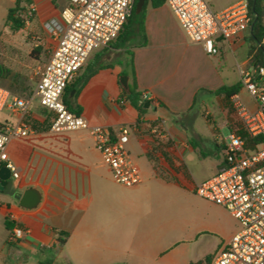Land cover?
Masks as SVG:
<instances>
[{
	"label": "crops",
	"instance_id": "0c3cea01",
	"mask_svg": "<svg viewBox=\"0 0 264 264\" xmlns=\"http://www.w3.org/2000/svg\"><path fill=\"white\" fill-rule=\"evenodd\" d=\"M6 1L10 5L0 25V63L5 67L0 86L15 97L31 96L38 69L55 47L45 24L60 20L68 1L32 0L29 8L34 15L19 31L5 24L16 0ZM1 5L5 0H0ZM145 31L147 44L133 51L138 90L151 101L141 117L129 101L120 103L124 75L113 51L99 61L111 67L99 70L70 102L92 126L114 133L141 119L139 131L132 132L126 144L140 169L141 184L131 188L117 184L87 131L44 129L54 116L37 100L24 117L12 110L0 112V124L22 120L41 128L11 141L7 148L18 178L11 176L0 189V264H58L61 257L64 264H190L207 258L212 263L237 233L230 214L196 198L194 189L223 164L224 139L217 133L224 127L231 130L236 117L233 112L224 120L225 109L223 115L213 111V119L205 109L213 108L215 99L223 100L213 92L232 86V77L239 83L240 68L252 65L255 52H251L249 31L222 42L219 54L211 57L189 40L166 4L148 6ZM244 92L242 88L237 95L242 99ZM249 100L248 105H253ZM200 118L206 131L198 127ZM159 120L168 139L150 134ZM203 142L212 143L210 153L201 149ZM28 189L41 197L32 209L20 205ZM8 222L29 233L10 242ZM56 230L68 234L64 244L59 243ZM188 245L195 247L194 259L189 258Z\"/></svg>",
	"mask_w": 264,
	"mask_h": 264
},
{
	"label": "built area",
	"instance_id": "2783aa9c",
	"mask_svg": "<svg viewBox=\"0 0 264 264\" xmlns=\"http://www.w3.org/2000/svg\"><path fill=\"white\" fill-rule=\"evenodd\" d=\"M60 20L45 24L55 40L49 60L38 69V80L29 98L15 97L0 86V112L16 111L26 116L35 100L53 114L50 131H87L113 180L124 187L142 183L140 169L126 150L132 132L139 124L124 125L117 132L92 126L84 117L70 111L64 103L67 85L87 65L92 55L109 46L130 17L134 0H67ZM216 0H166L189 40L201 45L214 57L222 42H231L249 31L248 4L238 0L215 12ZM33 9L27 7L30 19ZM240 82L253 105L239 95L231 101L236 119L224 139V161L218 172L195 186V194L225 209L240 225L226 248L211 264H264V67L240 68ZM148 99L147 94H143ZM36 130L24 121L0 125V167L18 178V171L7 148L11 141L26 138ZM157 139H168L163 121L150 127ZM245 134V135H244ZM29 233L14 223L9 241L18 242ZM16 264H24L18 261Z\"/></svg>",
	"mask_w": 264,
	"mask_h": 264
},
{
	"label": "trees",
	"instance_id": "16d2710c",
	"mask_svg": "<svg viewBox=\"0 0 264 264\" xmlns=\"http://www.w3.org/2000/svg\"><path fill=\"white\" fill-rule=\"evenodd\" d=\"M166 0H146L145 5L141 13L137 14L135 8L138 0H134V5L130 17L127 19L126 24L121 30L118 37L104 48L96 60L90 61L81 75H76L74 79L67 85L64 94V103L68 106L70 111L75 114H79V110L72 108L71 103L74 101L82 88L88 83L90 78L94 76L99 70L111 67V64H101L99 61L110 52L116 53V63L122 67L121 75L130 77V94L123 92L124 97L120 100V103H124L125 100L129 101L133 108L139 113L140 117L146 112V104H151V101L146 99L142 92L138 90V86L135 79V70L133 62V51L138 47H143L147 44V36L145 31V18L146 9L148 6L152 8H158L165 4ZM248 4V15L250 22L249 40L251 43V52H255L252 65L254 67H264V0H245ZM32 5V0H16L12 8L8 10L6 16V25L10 26L12 30L19 31L24 28L26 23L31 19L25 16L26 8ZM34 15V13H33ZM242 89L241 82L232 85L230 87L224 86L215 92L213 95L223 96V101L228 109V113H233L234 108L232 104V97L237 95ZM30 95H26L25 98H29ZM195 108V105H194ZM209 121V119H208ZM138 124L141 123L139 118ZM156 122L152 124L154 126ZM3 126L4 124H0ZM33 127L36 131H40V127L33 123ZM51 125L45 126L44 129L50 128ZM245 135V134H244ZM14 224L7 223L9 231L12 230ZM58 241L64 244L68 234L56 230ZM190 264H211L210 258L204 261L192 262Z\"/></svg>",
	"mask_w": 264,
	"mask_h": 264
},
{
	"label": "rangeland",
	"instance_id": "374dc122",
	"mask_svg": "<svg viewBox=\"0 0 264 264\" xmlns=\"http://www.w3.org/2000/svg\"><path fill=\"white\" fill-rule=\"evenodd\" d=\"M237 0H216V1H214L213 2V4H212V8H213V10L215 11V12H219V11H222V10H224V9H226L227 7H229V6H231L232 4H234L235 2H236ZM7 5H10V2H7L6 0H5V5H1V7H0V25H2L4 22V17H5V13H6V7H7ZM5 24H6V22H5ZM102 50L103 49H101V50H99V52L97 51V53L96 54H94V55H92V57L90 58V60H89V62L91 61V60H93V58L97 55V54H99L100 52H102ZM113 58H114V56H113ZM88 62V63H89ZM87 63V64H88ZM86 67V66H85ZM85 67L78 73V75H81L83 72H84V69H85ZM4 70H5V67L0 63V76H2V74H3V72H4ZM232 70V64H231V60H230V71ZM77 75V76H78ZM237 82V79L236 78H231V80H230V85H234L235 83ZM242 100L245 102V103H249L250 104V100H249V97H248V95H247V93H246V91L244 92V95H243V97H242ZM225 109H227V107L225 106V103H224V101L222 100V99H215V102H214V106H213V108L211 107V108H206L205 110H206V112L208 113V114H206V115H209L211 118H213L214 119V115H215V113L216 112H220V115H223V112L225 111ZM213 111H215V113H214V115H212V112ZM234 114H235V116H236V113H235V110H234ZM230 119V113H227V111H225L224 112V120L225 119ZM198 127H199V129H201L202 131L204 130V131H206L207 130V125L205 124V122H204V120L202 119V118H200V119H198ZM218 134V138L220 139V140H222V139H225L227 136H228V134H229V130L227 129V128H222V129H220L219 130V132L217 133ZM20 139V138H19ZM22 139V138H21ZM18 140V139H17ZM200 146V145H199ZM201 147V149L204 151V153H210V149L213 147L212 146V143H208V142H203V144L200 146ZM194 194H195V192H194ZM196 198H198L199 200H203V201H206V200H204V199H202V198H200V197H198L196 194L194 195ZM218 206V205H217ZM222 208V207H221ZM225 210V209H224ZM226 211V210H225ZM227 212V211H226ZM228 213V212H227ZM229 214V213H228ZM230 216V218L234 221V224L236 225V227H237V232H239L240 231V225H239V223L235 220V219H233L232 217H231V215H229ZM220 242H221V240H219ZM187 249H189V251H190V254H189V258L191 259H194V257H195V255H197V252H196V250H195V247H194V245H188L187 247H186ZM59 263L58 264H64V261H65V259L64 258H59Z\"/></svg>",
	"mask_w": 264,
	"mask_h": 264
},
{
	"label": "water",
	"instance_id": "95a60500",
	"mask_svg": "<svg viewBox=\"0 0 264 264\" xmlns=\"http://www.w3.org/2000/svg\"><path fill=\"white\" fill-rule=\"evenodd\" d=\"M146 0H138L135 12L137 14L141 13L143 10V7L145 5ZM120 84L123 88V90L130 94V86H129V78L127 76H121L120 77ZM145 107H149V104H146ZM12 172L6 167H0V189H4L6 187L11 179ZM41 200L40 194L34 190V189H28L25 191L24 195L21 199V207L32 209L36 207Z\"/></svg>",
	"mask_w": 264,
	"mask_h": 264
}]
</instances>
